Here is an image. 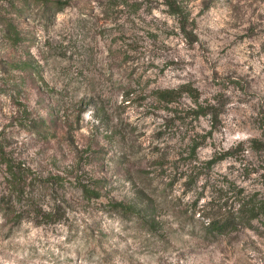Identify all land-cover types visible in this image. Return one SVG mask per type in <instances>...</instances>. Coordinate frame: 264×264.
Wrapping results in <instances>:
<instances>
[{
    "label": "rangeland",
    "instance_id": "obj_1",
    "mask_svg": "<svg viewBox=\"0 0 264 264\" xmlns=\"http://www.w3.org/2000/svg\"><path fill=\"white\" fill-rule=\"evenodd\" d=\"M0 264H264V0H0Z\"/></svg>",
    "mask_w": 264,
    "mask_h": 264
},
{
    "label": "trees",
    "instance_id": "obj_2",
    "mask_svg": "<svg viewBox=\"0 0 264 264\" xmlns=\"http://www.w3.org/2000/svg\"><path fill=\"white\" fill-rule=\"evenodd\" d=\"M172 4L169 2V5ZM62 5V4H61ZM180 93V90L177 89L175 90H167L164 93V97L165 99H172L174 98L176 95H178ZM212 107H210L211 109ZM11 176H12V180L10 181L12 183V188L17 189V185H19V180H20V171L13 169V171H11ZM15 180V181H14ZM85 190H87L85 188ZM22 192V191H19ZM18 194V193H17ZM228 217L231 218V221H233V219L235 218V216L233 215H229ZM205 218L207 219V224L205 225V229L206 232L208 233H221L224 230H227L230 226V218H228V220L226 221H221L217 218H212L210 217V215H205Z\"/></svg>",
    "mask_w": 264,
    "mask_h": 264
}]
</instances>
